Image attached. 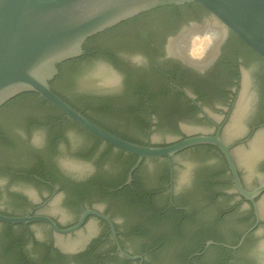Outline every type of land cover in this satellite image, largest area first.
<instances>
[{"label": "flooded vegetation", "instance_id": "obj_1", "mask_svg": "<svg viewBox=\"0 0 264 264\" xmlns=\"http://www.w3.org/2000/svg\"><path fill=\"white\" fill-rule=\"evenodd\" d=\"M210 20L196 4L161 7L129 19L99 42L110 61H89H103L112 80L95 85L94 93L74 86L76 94L93 96L96 109L85 118L122 140L153 148L200 140L170 157L144 158L134 172L143 195H116L112 188L138 157L67 117L15 125L25 130V136H17L27 151L41 156L48 179L20 178L11 181L20 189L0 187V214L48 221L0 223V264H174L181 247L192 245L201 252L188 264H264V219L251 203L245 207L241 194L236 192V200L228 192L237 183H255L264 163L255 159L249 170L238 167L233 155L250 149L246 133L264 130V69L222 27L208 60L193 64L179 56L178 40L209 29ZM244 99L242 135L227 140L226 130ZM104 103L109 112L103 111ZM73 130L82 137L72 139ZM129 171L119 189L129 186Z\"/></svg>", "mask_w": 264, "mask_h": 264}, {"label": "water", "instance_id": "obj_2", "mask_svg": "<svg viewBox=\"0 0 264 264\" xmlns=\"http://www.w3.org/2000/svg\"><path fill=\"white\" fill-rule=\"evenodd\" d=\"M184 4L200 6L211 20L209 29L188 33L178 40L175 51L179 56L193 64L208 60L213 52L211 44L222 34V27L264 61V0H0V108L19 95L37 94L85 131L119 150L137 156L138 161L127 176L126 185H130L133 173L144 158L170 157L200 140H185L168 148L143 147L127 142L73 109L52 92L49 83L58 74V65L83 55V46L88 39L154 9ZM105 65L103 61L83 65L75 78V88H93L89 92H97L95 85L112 80ZM246 108L247 101L240 100L232 123L226 130L227 140L242 135L241 121ZM14 129L17 134L25 136L22 127L16 126ZM246 135L249 152L238 149L233 155L239 158L238 167L252 170L254 160L264 158V130L254 129ZM69 136L72 139L82 137L76 130ZM220 146L224 147L223 144ZM227 156L232 157L228 153ZM231 166L232 169L236 168L232 162ZM257 174L255 183H247L245 187L237 183L228 188V192L236 200L239 199L236 192L241 194L245 207H250L248 204L251 203L260 218L264 219V163L259 165ZM0 187L20 189L17 183H12L4 175H0ZM27 190L33 189L28 186ZM3 205L7 209L11 206L8 202ZM35 220L48 221L44 218H10L0 214V223L26 224Z\"/></svg>", "mask_w": 264, "mask_h": 264}, {"label": "trees", "instance_id": "obj_3", "mask_svg": "<svg viewBox=\"0 0 264 264\" xmlns=\"http://www.w3.org/2000/svg\"><path fill=\"white\" fill-rule=\"evenodd\" d=\"M117 26L114 30H108L102 34H98L86 41L83 46V55L79 58L66 61L57 66L58 74L49 83L52 92L70 105L73 109L82 113L84 117L92 115L96 109L93 102V96L79 95L75 93L74 82L79 71L86 63H89L93 58L102 57L110 61L108 50L101 47L99 42L105 37L109 39L112 32L118 30ZM243 47V45L241 44ZM249 54L253 53L249 50ZM261 62V67L264 69V61L258 58ZM262 91L264 92V79L261 81ZM103 111L109 112V104H102ZM45 116H64L56 108L48 104L40 96L35 93H25L10 100L0 108V175L6 176L11 181L16 179H32L33 177L39 180H47L45 169L43 168V160L41 156L32 155L25 148L26 145L17 136L14 129L15 125L22 124H39L41 117ZM48 119V118H47ZM45 121V119L43 120ZM50 121V120H49ZM48 123H51V121ZM136 160L129 162L121 179L116 185V195H143L141 187L135 181L136 173L133 174L134 180L129 186H124L121 189L120 183L126 180L127 172L135 164ZM133 204H141L136 200H132ZM213 240V234H208ZM212 235V236H211ZM182 242V241H181ZM181 245H183L181 243ZM195 252H201L198 247L187 246L181 247L179 254L176 256L174 264H188V258ZM199 257L192 258L197 261Z\"/></svg>", "mask_w": 264, "mask_h": 264}]
</instances>
